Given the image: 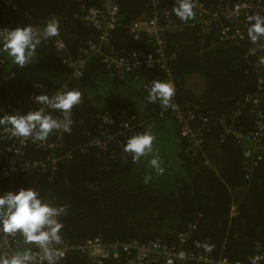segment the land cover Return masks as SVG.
Listing matches in <instances>:
<instances>
[{
    "label": "trees",
    "instance_id": "trees-1",
    "mask_svg": "<svg viewBox=\"0 0 264 264\" xmlns=\"http://www.w3.org/2000/svg\"><path fill=\"white\" fill-rule=\"evenodd\" d=\"M114 1L119 6V20L112 40L122 56L153 51L145 36L136 40L131 33L138 19L169 12L174 23L185 27L194 21V16L182 21L173 13L177 0ZM200 1L214 10L221 2L240 0ZM192 2L195 7L196 0ZM103 4L104 0H0V28L42 29L53 19L59 23V35L42 39L26 66L20 67L0 53V117L38 110L36 94L51 97L65 84L82 97L72 110L71 130L54 131L46 140L58 142L57 153L63 159L57 170L23 167L21 173L2 182L0 194L36 188L54 206H65L59 246L75 248L95 237L105 244L160 241L178 245L187 253L206 250L215 258L248 260L255 243L264 241V160L246 179L244 150L253 143H238L226 133V127L245 97L259 92L264 63L258 69L255 64L264 56L251 54L248 42L225 45L216 31L206 35L189 25L182 33L167 35L166 70L142 67L121 78L94 56L88 58L84 76L74 79L58 55L56 42L61 39L77 58L79 50L89 40L97 41L99 34L93 24L82 19L81 8L98 11ZM154 81L173 83L169 107L149 102ZM37 84L44 90L36 91ZM262 103L264 107V88ZM178 110L195 115L191 119L194 129L205 128L202 149L196 154L181 135ZM51 114L63 119L60 112ZM104 115L112 116L114 123L103 125ZM126 122L136 128L132 134L123 133ZM234 123L244 134L254 130L255 117L249 105L241 107ZM3 130L0 126V169L14 149V138ZM144 132L155 138L153 152L133 162L124 145ZM105 133L115 139L107 149H100L96 142ZM24 151L20 164L45 160L54 153L37 143ZM153 157L162 162L163 174L149 167ZM146 176L151 177L147 183ZM233 207L235 216H231ZM24 247L38 250L35 245ZM127 259L121 253L102 264H126ZM63 264L94 263L72 249Z\"/></svg>",
    "mask_w": 264,
    "mask_h": 264
},
{
    "label": "built area",
    "instance_id": "built-area-1",
    "mask_svg": "<svg viewBox=\"0 0 264 264\" xmlns=\"http://www.w3.org/2000/svg\"><path fill=\"white\" fill-rule=\"evenodd\" d=\"M82 19L93 24L98 31V39L89 40L84 47L79 50L77 58H73L66 44L59 39L56 42L58 55L63 58L64 63L71 71L74 79H80L84 76V72L88 67V58L99 57L101 62L111 72L123 78L126 75L139 70L142 67L152 69L159 67L166 70L167 57L165 52L166 37L168 34L182 33L189 25L198 27L203 34L209 35L216 31L220 40L225 45L241 44L248 42L250 44L251 54H260L264 56V37H261L257 42L253 43L248 37V17L252 15H260L264 17V3L261 0H240L234 4L221 2L216 9H211L200 0H196L194 7L193 23L180 25L172 21L169 12H155L151 17H145L136 20L131 26V33L136 40H141L146 37L149 44H152L153 51L146 53L144 51H135L129 55L122 56L113 46V32L115 31L119 20V6L114 0H104L102 10L94 8L82 7L80 11ZM44 28V27H43ZM42 28V29H43ZM37 33L42 29L33 28ZM10 30L9 27L0 28V36ZM3 63V62H2ZM1 64V61H0ZM261 60L257 61L255 68L258 69ZM170 84L173 89L174 85L171 81H164ZM264 88V77L258 79L259 92L253 95L246 96L245 99L238 105L237 112L232 116V124L226 127V133L232 134L238 143L245 141L253 143V145L244 150L245 159V174L246 179H250L254 169L264 160V107L262 103V90ZM35 90L40 92L44 90L42 85H36ZM68 85H63L57 92L68 91ZM35 91V92H36ZM249 105L251 112L255 117V127L252 132L244 134L242 131L235 129L234 119L242 106ZM42 107L39 105V108ZM71 118V117H70ZM177 118L181 122V135L188 140L190 151L196 154L202 149V136L204 127L194 129L191 125V119L195 118L192 113L184 114L181 110L177 112ZM204 122L206 118H201ZM72 121V118H71ZM103 125L114 123V118L110 115L101 117ZM223 122V121H222ZM73 124V121L72 123ZM136 128L129 123L123 124V133L132 134ZM4 134L11 135L10 132L3 130ZM115 137L105 133L103 138L96 142V146L100 149H107L110 142ZM37 143L46 150L53 151V155L41 161H27L20 164L19 160L24 155V150L30 144ZM58 143V142H57ZM56 142H39L33 141L31 138H14L13 154L4 166L0 169V189L2 182L11 179L21 173L23 167L32 170L39 169L43 172L49 170L56 171L61 157L57 153L58 144ZM69 157L70 155H66ZM236 215V208L233 207L231 216ZM185 238V235H181ZM59 248L62 255L58 258L57 264L65 263L68 258L69 251L76 249L78 252L87 255L94 264H102L104 260L118 258L119 255L126 254L128 259L126 264H264V241L255 243L254 251L251 257L246 261H232L228 257L215 258L206 250L200 253L185 252L178 245L168 246L160 241L150 244H141L138 241H133L127 244H105L99 237L86 240L83 244L73 248L67 245L56 246ZM25 249L22 239L19 235L11 236L0 233V254H13L16 251ZM34 254L40 250L32 251ZM205 253V254H204ZM42 254V253H41ZM45 264L47 262L45 261Z\"/></svg>",
    "mask_w": 264,
    "mask_h": 264
},
{
    "label": "clouds",
    "instance_id": "clouds-1",
    "mask_svg": "<svg viewBox=\"0 0 264 264\" xmlns=\"http://www.w3.org/2000/svg\"><path fill=\"white\" fill-rule=\"evenodd\" d=\"M261 2L264 3V0ZM193 8L192 0H177L172 11L180 20L187 21L194 16ZM248 23V37L253 43L264 37V17L249 16ZM58 35L59 23L55 19L48 21L40 33L31 26L16 27L0 36V53L6 54L14 64L24 67L32 61L42 39L48 40ZM261 62L264 63V60ZM173 95L174 89L170 84L154 81L148 99L151 103L159 102L169 107ZM81 99V93L77 90L57 92L51 97L36 94L35 103L42 107L26 114L0 117V126H4L13 138L43 142L54 131L71 130V113ZM52 111L60 112L63 119L55 118ZM154 139L148 132L134 135L127 140L123 150L132 155L133 162L139 161L153 152ZM161 163L158 157H153L149 167L163 174ZM150 179V176H146L145 182ZM65 211V206H54L36 188H21L0 194V233L13 237L19 235L24 245H35L40 250L34 254L31 247H27L11 255L0 254V264H45V261L47 264H57L62 253L56 246L62 244L61 232L64 227L60 217Z\"/></svg>",
    "mask_w": 264,
    "mask_h": 264
}]
</instances>
